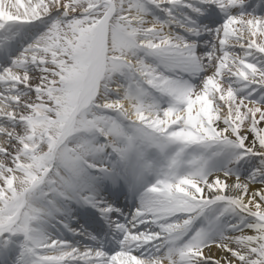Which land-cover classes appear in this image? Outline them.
Returning a JSON list of instances; mask_svg holds the SVG:
<instances>
[{
	"label": "snow or ice",
	"instance_id": "snow-or-ice-1",
	"mask_svg": "<svg viewBox=\"0 0 264 264\" xmlns=\"http://www.w3.org/2000/svg\"><path fill=\"white\" fill-rule=\"evenodd\" d=\"M0 264H264V0H0Z\"/></svg>",
	"mask_w": 264,
	"mask_h": 264
}]
</instances>
